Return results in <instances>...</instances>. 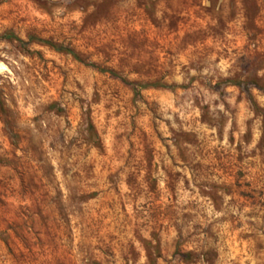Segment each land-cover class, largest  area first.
Returning a JSON list of instances; mask_svg holds the SVG:
<instances>
[{"label": "rangeland", "instance_id": "obj_1", "mask_svg": "<svg viewBox=\"0 0 264 264\" xmlns=\"http://www.w3.org/2000/svg\"><path fill=\"white\" fill-rule=\"evenodd\" d=\"M0 264H264V0H0Z\"/></svg>", "mask_w": 264, "mask_h": 264}, {"label": "trees", "instance_id": "obj_2", "mask_svg": "<svg viewBox=\"0 0 264 264\" xmlns=\"http://www.w3.org/2000/svg\"><path fill=\"white\" fill-rule=\"evenodd\" d=\"M2 38H5V39H8V40H18L20 41L21 43L23 44H26L27 42H25L24 40H22L20 37L16 36L15 34H13L12 32L10 31H6L2 36ZM35 38H31L30 41L34 40ZM37 41L39 42H42V43H46L48 45H51L52 47L58 49V50H61V51H66L68 53H71L73 54L76 58H78V54L72 50L71 48H67V47H64V46H59V45H56L54 44L53 42H51L50 40H43L41 38H37L36 39ZM95 65V64H93ZM95 67H97L98 69H100L101 71H104V72H109L110 74H112L113 76H116V77H121L117 72H115L114 70H109V69H105V68H99L98 66L95 65ZM122 78V77H121ZM124 79V78H122ZM229 83H233V84H237V85H240V82L238 80H228ZM132 87H133V90L135 92H140L141 90L143 89H146L148 87H162V88H169V89H174L176 88L175 85H168L166 83H161V82H155V83H150V84H142V83H137V82H132L131 83Z\"/></svg>", "mask_w": 264, "mask_h": 264}]
</instances>
